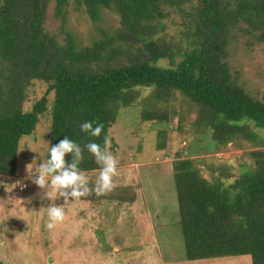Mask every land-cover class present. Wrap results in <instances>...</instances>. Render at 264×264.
<instances>
[{"label":"trees","instance_id":"obj_1","mask_svg":"<svg viewBox=\"0 0 264 264\" xmlns=\"http://www.w3.org/2000/svg\"><path fill=\"white\" fill-rule=\"evenodd\" d=\"M55 1L59 34L47 28L53 0H0V176H17L21 141L47 113L51 144L65 136L82 147L90 140L102 144L103 134L90 137L80 124L98 120L110 138L121 110L133 106L143 88H155L157 105L178 96L191 102L196 126L212 134L210 145L217 151L238 140L259 143L264 94L260 99L244 88L230 57L239 38H249L252 47L264 44V0H75L94 23L105 11L120 20L118 28L84 48L69 31L70 0ZM170 10L183 20L180 41L162 36ZM163 60L168 67L160 65ZM35 82L48 85V92L26 112ZM154 107L143 112V121L168 123L161 107ZM163 149L161 144L158 150ZM83 156L84 173L98 172L94 156L86 149ZM249 156L251 166H243L231 185L226 178H204L193 160L174 163L190 261L250 256L253 264H264V150ZM94 197L82 200L133 202L120 194Z\"/></svg>","mask_w":264,"mask_h":264},{"label":"rangeland","instance_id":"obj_2","mask_svg":"<svg viewBox=\"0 0 264 264\" xmlns=\"http://www.w3.org/2000/svg\"><path fill=\"white\" fill-rule=\"evenodd\" d=\"M56 1L49 9L47 28L61 32L55 18ZM166 32L168 41H180L183 20L170 10ZM119 17L105 11L100 23H94L84 9L70 0L69 31L81 48L92 46L106 33L119 27ZM249 38H239L231 49V68L244 88L257 98L264 94V44L250 46ZM161 66L168 67L163 60ZM138 100L123 108L110 130V151L118 161L119 175L108 197L127 195L133 202L105 199L99 203L77 201L63 205L66 219L50 233L44 190L32 183L27 165L41 152L45 157L51 143L52 115L47 113L31 136L20 144L16 177L0 176V262L3 264H253L250 256L190 261L181 227L174 163L193 160L204 178L214 182L226 178L233 184L242 175L243 166L252 164L251 153L264 150V130H256L259 143L238 140L222 151L211 147L212 134L196 126V111L191 102L178 96L170 104L157 105L155 88L139 89ZM48 85L35 82L28 90L26 112L47 95ZM50 103L54 94L49 95ZM161 111L168 123L144 122L143 112ZM164 144L163 150H158ZM31 147V148H29ZM37 162H40L37 159ZM251 166V165H250ZM85 174V173H84ZM94 188L98 172L85 174ZM28 190L20 193L18 184ZM23 194V195H21ZM103 194V193H102ZM102 194H100L102 196ZM91 196H97L93 190ZM94 197V198H95ZM105 197V196H104ZM84 201V202H83Z\"/></svg>","mask_w":264,"mask_h":264},{"label":"clouds","instance_id":"obj_3","mask_svg":"<svg viewBox=\"0 0 264 264\" xmlns=\"http://www.w3.org/2000/svg\"><path fill=\"white\" fill-rule=\"evenodd\" d=\"M104 127V124L98 120H88L80 124L81 131L90 137L100 138L103 134L102 144L90 140L82 147L75 140L65 136L58 144L50 143L47 157L29 147L38 153L39 157L26 166L28 176L32 183L44 190L41 199L52 201L47 206L48 219L45 224L50 233L66 219L63 205L86 197L93 190L99 195L114 187V178L119 175L118 161L110 151L111 140L104 134ZM85 149L94 156L99 165V175L94 182V188L90 186L88 177L80 168ZM69 156H71L70 161L67 159ZM37 159L40 162H37ZM20 183L17 181L13 184L14 188ZM58 198H63V205L54 203Z\"/></svg>","mask_w":264,"mask_h":264},{"label":"built area","instance_id":"obj_4","mask_svg":"<svg viewBox=\"0 0 264 264\" xmlns=\"http://www.w3.org/2000/svg\"><path fill=\"white\" fill-rule=\"evenodd\" d=\"M22 185H26V184H18V187H19V191L20 193H25L27 190H28V186H22Z\"/></svg>","mask_w":264,"mask_h":264},{"label":"crops","instance_id":"obj_5","mask_svg":"<svg viewBox=\"0 0 264 264\" xmlns=\"http://www.w3.org/2000/svg\"><path fill=\"white\" fill-rule=\"evenodd\" d=\"M24 194V193H23ZM23 194H21V195H23Z\"/></svg>","mask_w":264,"mask_h":264}]
</instances>
